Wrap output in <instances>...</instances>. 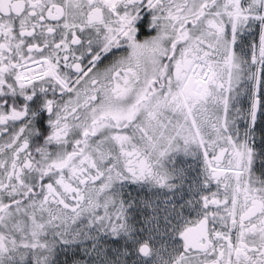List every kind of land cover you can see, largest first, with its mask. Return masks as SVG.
Returning a JSON list of instances; mask_svg holds the SVG:
<instances>
[{"label":"snow or ice","instance_id":"snow-or-ice-1","mask_svg":"<svg viewBox=\"0 0 264 264\" xmlns=\"http://www.w3.org/2000/svg\"><path fill=\"white\" fill-rule=\"evenodd\" d=\"M0 264H264V0H0Z\"/></svg>","mask_w":264,"mask_h":264}]
</instances>
